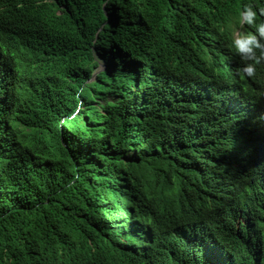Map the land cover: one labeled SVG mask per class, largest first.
<instances>
[{
  "label": "trees",
  "instance_id": "trees-1",
  "mask_svg": "<svg viewBox=\"0 0 264 264\" xmlns=\"http://www.w3.org/2000/svg\"><path fill=\"white\" fill-rule=\"evenodd\" d=\"M245 4L0 0V264H264Z\"/></svg>",
  "mask_w": 264,
  "mask_h": 264
},
{
  "label": "clouds",
  "instance_id": "clouds-1",
  "mask_svg": "<svg viewBox=\"0 0 264 264\" xmlns=\"http://www.w3.org/2000/svg\"><path fill=\"white\" fill-rule=\"evenodd\" d=\"M258 15L264 17V8L245 4L232 22L234 27H231L229 46L243 62V66L239 69L241 78L255 77L257 66L264 63V19L258 20ZM246 26H251L253 30H247ZM103 63L97 58L100 67H103ZM261 86V100L257 110L260 115L258 119L264 128V83Z\"/></svg>",
  "mask_w": 264,
  "mask_h": 264
},
{
  "label": "rangeland",
  "instance_id": "rangeland-1",
  "mask_svg": "<svg viewBox=\"0 0 264 264\" xmlns=\"http://www.w3.org/2000/svg\"><path fill=\"white\" fill-rule=\"evenodd\" d=\"M102 69H104V65H103V67L100 68V70H102Z\"/></svg>",
  "mask_w": 264,
  "mask_h": 264
}]
</instances>
